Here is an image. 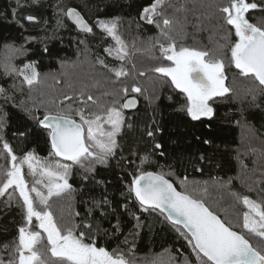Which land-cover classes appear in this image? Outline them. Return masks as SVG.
<instances>
[{
	"label": "trees",
	"instance_id": "obj_1",
	"mask_svg": "<svg viewBox=\"0 0 264 264\" xmlns=\"http://www.w3.org/2000/svg\"><path fill=\"white\" fill-rule=\"evenodd\" d=\"M153 3L154 0H40L39 6L32 5L20 11L23 14L37 15L41 23L24 22V28H21L11 16L12 9L16 7L15 0H0V85L14 94L16 101L25 100L29 105L32 102L29 100L30 96L37 101L43 99L47 102H59L65 95L86 90L99 96L101 102L105 103L112 97L102 95L104 92L118 91L123 86L130 88L133 84H138L144 90L143 95L129 92L126 97L138 100L136 109L122 110L126 122L132 125L131 128L126 127L119 138L125 159L117 157L107 167L98 165L94 173H86L79 166H73L69 183L73 185L74 191L69 197L52 198L49 210L61 227L92 223L93 232L83 227L77 229L85 232L86 242L88 237H92L98 247H105L110 252H123L134 260V264H174L175 258L189 254L186 241L171 229L163 216L141 214L135 202L127 201L121 195L127 193L131 174L139 165L138 157L151 152L154 143L162 145L152 157V166L146 165L145 170L160 171L162 168L180 191L184 189L177 178L186 176L189 190L196 188L197 194L203 195L211 209L216 210L222 218L226 217L237 224L247 209L231 195L232 192L258 202L264 199L261 194V189L264 188V95L259 94L258 81L250 76L240 75L239 70L229 63V46L238 39L234 35L233 26L225 23V14L220 11L229 0H167L165 15L172 20L169 33L175 40L177 50L188 47L205 50L210 54L223 53L227 75L225 83L232 90L225 97L215 98V115L212 119L192 121L184 112L179 111L185 102V96L171 85L170 78L152 71L161 64L172 63L163 59L158 45L153 48L157 40L167 44V41L161 39L160 29L141 19L144 8ZM58 4L62 8H76L90 25H94L97 19L121 17L119 32L128 43L130 51L127 60L118 61L114 54L109 56L105 52L104 49L113 47L115 42L104 36L98 28L94 27V35H85L67 18L64 19V27L57 28ZM246 15L251 23L264 27V12L251 10ZM29 36L37 39L25 44V37ZM45 37L48 39H44ZM81 40L85 43L80 44ZM45 44L47 52L44 51ZM6 45L16 49L24 45V50L13 52ZM8 57H12L11 63L17 69L35 62L41 73L40 82L29 88L23 83V77L16 72L6 75L4 65ZM98 58L103 59L109 68H118L123 64L129 75L117 80L114 73L98 64ZM13 85L16 87L13 88ZM250 90L256 92L259 108L252 105ZM64 104L73 102L65 101ZM49 106L55 107L51 104ZM6 108L9 123L6 139L18 158L32 152L42 163L56 160L71 163L49 155L50 145L46 133L24 111L10 105ZM42 112L43 110L41 115ZM150 125L155 133L154 140L146 135ZM13 132H25L27 135L13 136ZM160 151H163V157L158 154ZM128 161L134 163L129 164ZM156 164L161 168L156 167ZM7 167H10V160L0 155V172ZM23 172L31 188L33 177L27 165ZM84 175H88L87 181L83 179ZM217 178L225 181L231 178L232 184L229 188L220 187L216 183ZM37 187L46 194V189L40 185ZM205 187L209 197L207 192H203ZM32 195L35 199V194ZM104 196L112 201L114 207L128 202L129 212L141 215L143 227L138 236L134 238L130 235L135 223L130 214L120 216L124 226L117 235L111 234L109 221L115 222L113 216L101 218L97 210L92 213V217H88V209L93 207V201ZM20 205L18 193L11 200L7 198V194L0 197V254H4L2 246L11 244L18 236V227L24 224ZM117 211L123 213L122 208H117ZM38 223L33 218V230L41 231L44 238L41 245H38L42 247L47 243L46 233L38 228ZM97 225L98 232L95 231ZM247 238L253 246L259 242L257 237ZM133 244L135 247L130 252Z\"/></svg>",
	"mask_w": 264,
	"mask_h": 264
},
{
	"label": "snow or ice",
	"instance_id": "obj_2",
	"mask_svg": "<svg viewBox=\"0 0 264 264\" xmlns=\"http://www.w3.org/2000/svg\"><path fill=\"white\" fill-rule=\"evenodd\" d=\"M166 2L167 0H154V3L144 8L141 14V19L159 28L161 39L167 41L165 44L157 40L153 48L158 45L163 59L172 62L171 65L161 64L152 71L170 78L171 85L178 90L179 94L185 96V102L178 109L179 111L184 112L192 121H199L202 118L212 119L215 115L213 107L215 98L225 97L232 91L225 83L227 75L224 54H210L205 50L188 47H180L177 50L175 40L169 33L172 20L165 15ZM15 3L16 7L12 9L11 16L21 28H24V22L41 23L37 15L23 14L20 11L32 5L39 6L40 0H31L30 3L28 0L24 2L15 0ZM56 7L57 28L64 27L65 18L85 35H94V27L98 28L104 36L115 42L113 47L104 49L109 56L114 54V58L118 61H126L130 56L129 45L119 32L121 17L97 19L94 25H90L76 8L68 6L62 8L59 4ZM251 10L264 12V0H229V3L220 9L225 14V23L233 26L234 35L238 38L229 46V63L239 70L240 75L250 76L258 81L259 94L264 95V27L249 21L246 14ZM36 39L32 36L25 37V44ZM84 43V40L80 41V44ZM6 47L13 52L24 50V45H21L19 49L11 45ZM44 51H48L46 44ZM11 59L12 57H8L4 65L6 75L16 72L23 77V83H26L29 88L40 82L41 73L37 70L35 62L17 69L11 63ZM97 62L114 73L117 80L129 75L123 64L118 68H109L103 59L98 58ZM129 92L144 94V90L138 84H133L130 88L123 86L118 91L102 93L104 96L112 97L105 103L101 102L99 96L81 90L74 95H65L59 102L55 100L47 102L43 99L37 101L30 96L29 100L32 102L29 105L25 100L16 101L15 95L10 94L8 89L0 85V100H2L0 102V155L10 160V167L0 172V197H5L7 194V198L11 200L13 195L18 193L24 219V224L18 227L17 238L11 244L2 246L4 254H0V264H134V260L123 252L115 250L110 252L105 247H98L92 237H88L86 242L85 232L77 231V229L83 227L93 232L92 223L61 227L49 210L52 198L69 197L74 191L73 185L69 183L73 166H79L86 173H94L98 165L107 167L110 161L117 157L120 160L125 159L119 138L124 129L131 128L132 125L126 122L122 110L131 109L138 104L135 98L126 99ZM250 94L252 105L259 108L256 92L250 90ZM156 99L158 100L159 97L157 96ZM65 101H72L78 106L65 105ZM50 104L55 107H50ZM9 105L24 111L35 125L46 133L50 145V156L71 163H60L59 160L42 163L32 152L18 158L6 139L9 127L6 106ZM41 110H43L42 115ZM151 127L150 125L146 135L154 140L155 133ZM12 135L23 137L27 133L13 132ZM161 148L162 145L154 143L151 152L138 157L139 165L131 174L127 193H121V195L125 196L127 201L135 202L141 214L163 216L171 229L186 241L190 249L189 254L175 258L174 264H264V199L258 202L248 196L241 197L232 192L231 195L247 209L242 214V220L233 224L231 220L222 218L216 210L211 209L203 195L197 194L196 188L188 189L186 176L182 179L177 178L184 189L180 191L159 164H156V167L161 168L160 171L145 170L146 165L152 166L154 163L152 157L157 154L156 150ZM158 154L161 157L164 156L163 151ZM200 159L203 160V157ZM128 163L134 162L128 161ZM25 165L33 177L31 188L23 172ZM88 178V175L83 176L85 181ZM216 183L220 187L229 188L232 180L230 178L225 181L217 178ZM37 185L46 189V194ZM203 192L206 194V187ZM261 194L264 195V188L261 189ZM37 204L42 207L38 208ZM117 208H122L123 213L118 212ZM97 210L101 218L109 215L114 217V223L109 221L112 235H117L123 230L124 222L120 219L123 214H130L135 222L132 225L133 231L130 232L134 238L139 235V230L143 227L141 215L129 212L128 202L114 207L112 201L104 196L98 201H93V207L88 209V217H92V213ZM33 218L39 222L38 228L46 233L47 243L42 247L38 245H41L44 238L41 231L33 230ZM95 231H99L98 225ZM248 236L259 238L258 244L253 246ZM127 242L126 238L125 243ZM134 247L133 244L129 251L131 252Z\"/></svg>",
	"mask_w": 264,
	"mask_h": 264
},
{
	"label": "water",
	"instance_id": "obj_3",
	"mask_svg": "<svg viewBox=\"0 0 264 264\" xmlns=\"http://www.w3.org/2000/svg\"><path fill=\"white\" fill-rule=\"evenodd\" d=\"M78 11V10H77ZM82 15V14H81ZM84 18V17H83ZM85 19V18H84ZM70 21V20H69ZM71 22V21H70ZM72 23V22H71ZM73 24V23H72ZM74 25V24H73ZM75 26V25H74ZM75 28H76V26H75ZM77 29V28H76ZM78 30V29H77ZM79 31V30H78ZM80 32V31H79ZM81 33V32H80ZM132 99V98H131ZM137 106H138V104L135 106V107H133V108H131V109H126V110H128V111H132V110H134V109H136L137 108Z\"/></svg>",
	"mask_w": 264,
	"mask_h": 264
},
{
	"label": "rangeland",
	"instance_id": "obj_4",
	"mask_svg": "<svg viewBox=\"0 0 264 264\" xmlns=\"http://www.w3.org/2000/svg\"><path fill=\"white\" fill-rule=\"evenodd\" d=\"M208 193V192H207ZM208 197H209V193H208V195H207Z\"/></svg>",
	"mask_w": 264,
	"mask_h": 264
}]
</instances>
